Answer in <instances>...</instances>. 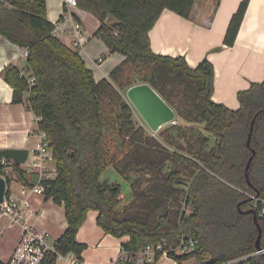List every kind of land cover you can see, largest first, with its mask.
<instances>
[{
    "label": "trees",
    "instance_id": "obj_1",
    "mask_svg": "<svg viewBox=\"0 0 264 264\" xmlns=\"http://www.w3.org/2000/svg\"><path fill=\"white\" fill-rule=\"evenodd\" d=\"M197 1L78 0L101 22L94 36L125 56L109 79L97 81L80 52L53 34L46 0H0V34L29 50L26 67L36 84L25 98L29 87L18 67L7 66L3 78L14 89L13 103L24 104L38 119L57 166V176L42 183L46 199L65 210L68 225L57 239L58 252L73 251L83 259L87 245L77 241V233L96 211L101 229L128 237L121 247L133 254L149 244L176 248L192 236L199 240L195 252L171 251L169 257L179 264H264V254H256L254 215L241 212L251 208L244 200L264 198V80L240 91L239 108L230 109L212 98L215 70L209 60L194 68L183 56L151 49L149 32L162 12L189 18ZM248 4L243 0L234 13L226 45L235 43ZM141 83L175 110L177 124L153 134L134 118L126 91ZM251 148L256 151L249 168L252 185L246 178ZM9 166L25 186L35 185L36 175L21 165L0 164L7 195ZM110 166L131 180L133 201L122 210L121 185L101 179ZM256 212L264 249V214Z\"/></svg>",
    "mask_w": 264,
    "mask_h": 264
},
{
    "label": "crops",
    "instance_id": "obj_2",
    "mask_svg": "<svg viewBox=\"0 0 264 264\" xmlns=\"http://www.w3.org/2000/svg\"><path fill=\"white\" fill-rule=\"evenodd\" d=\"M46 1L48 18L59 28L57 37L80 52L97 81L109 79L125 56L111 52L94 36L101 25L98 18L79 5L68 7L64 0ZM242 1L200 0L195 3L189 18L165 9L149 32L151 49L156 54L183 56L194 68L204 59L209 60L215 70L212 98L230 109L239 108L240 91L264 80V0H249L235 43L232 46L224 43L231 19ZM77 26L83 41L78 48L75 46ZM22 50L24 48L0 34V149H28L31 152L37 144V119L24 104L13 103L14 89L2 75L9 65L19 69L26 67ZM143 125L150 130L146 123ZM17 185L12 183L10 191L21 200H28L29 205L22 207L25 221L39 232L50 233L53 239L60 238L68 225L64 206L46 199L45 195L30 194L29 186L22 182ZM23 189L28 193L23 194ZM97 217L96 211H90L77 233V241L87 245L82 253L84 264H110L121 256L122 243L128 240V237L106 234L97 224ZM4 222H8L9 228L16 225L20 228L9 242L5 257H1L3 253L0 252V260L6 263L20 241L22 224L11 226L7 217L0 216V235ZM156 264L179 263L162 256Z\"/></svg>",
    "mask_w": 264,
    "mask_h": 264
},
{
    "label": "built area",
    "instance_id": "obj_3",
    "mask_svg": "<svg viewBox=\"0 0 264 264\" xmlns=\"http://www.w3.org/2000/svg\"><path fill=\"white\" fill-rule=\"evenodd\" d=\"M64 3L71 8L78 6V0H64ZM77 28L75 33V46L78 48L83 45V41L82 37L79 38L81 32L80 27L77 26ZM53 34L55 36L59 34V28L57 26ZM21 55L27 59L29 50L24 48ZM19 70L20 76L27 81L29 87L24 93L25 98H28L32 94L31 88L36 84V76L27 67ZM177 123L178 121L176 119L171 122V124ZM36 135V147L29 153L26 163L21 166L28 175L34 174L37 177L35 185L29 186L30 194L45 195V186L42 181L54 179L58 172L54 153L47 140L46 133L38 129ZM8 162V160H3L2 164L7 165L10 162L13 163L12 161ZM50 162H54V166H51ZM22 193L27 194L28 192L26 189H23ZM252 197L251 208L259 211L260 214H264V198H259L254 195ZM23 205H29L28 200H21L14 196L11 191L8 195L6 193L4 201L0 204V216L7 217L11 226L19 223L22 224L20 241L6 264H84L83 260L73 251L66 254L58 252L56 249L57 240L53 239L50 233L39 232L28 224L25 221L22 211ZM198 243V239L187 236L181 239L180 244L176 248H165L163 243H157L149 244L135 254L122 250L121 256L113 260L110 264H156L160 257H169V252L171 251L177 254L193 253ZM263 252L264 250L260 253L256 252V254ZM188 264H197V262L192 260Z\"/></svg>",
    "mask_w": 264,
    "mask_h": 264
},
{
    "label": "water",
    "instance_id": "obj_4",
    "mask_svg": "<svg viewBox=\"0 0 264 264\" xmlns=\"http://www.w3.org/2000/svg\"><path fill=\"white\" fill-rule=\"evenodd\" d=\"M126 96L129 103L138 111L147 126L153 132H158L164 125L171 123L175 120L177 114L175 110L161 97V95L148 83H141L130 87L126 91ZM258 114H256L251 122L250 131L248 134L247 145L251 146V140L254 130L255 120ZM252 155L250 156L246 166V178L250 185H252L249 177V168L256 154L255 149L251 148ZM30 151L28 149H15L6 148L0 149V164L3 160H10L14 164H25ZM7 193V180L4 176H0V204L4 201ZM258 195V194H257ZM253 200L250 197L244 200L242 203H247ZM241 203V204H242ZM240 204V205H241ZM254 215V221L258 228V238L256 240V249L260 253L264 249L261 246L262 227L258 221V214L256 210L250 208L246 211ZM261 254H264L261 253Z\"/></svg>",
    "mask_w": 264,
    "mask_h": 264
},
{
    "label": "rangeland",
    "instance_id": "obj_5",
    "mask_svg": "<svg viewBox=\"0 0 264 264\" xmlns=\"http://www.w3.org/2000/svg\"><path fill=\"white\" fill-rule=\"evenodd\" d=\"M86 11L93 15V13L91 11H89L87 9H86ZM134 118L137 121H139L141 124L145 123V121L143 120V118L141 117V115L138 113V111L135 108H134ZM148 131L150 133L156 134V132H153L152 130H148ZM207 134L210 136V138L213 141L214 140L213 136L209 133H207ZM211 145H212V143H211ZM50 165L54 166V162H50ZM6 171L12 179V183H15V187H17L18 186L17 184L21 182L18 178L17 172H15L11 166H9L6 169ZM101 179L103 181L107 180L109 182H117L118 184L121 185L123 199H122L121 204L119 205V210H122L124 208V206L130 204L133 201V193H132V189H131V185H130L131 180H128L124 176L120 175L117 171H115V169L112 166H110L106 169V171L103 173ZM16 182H18V183H16ZM3 226H2L3 227V234L0 235V252L3 253V256H1V257H5V255H6L5 250L8 249L9 242L12 241L17 236L18 231L20 230V228L17 225L15 227L13 226V227L9 228L8 222H4Z\"/></svg>",
    "mask_w": 264,
    "mask_h": 264
}]
</instances>
